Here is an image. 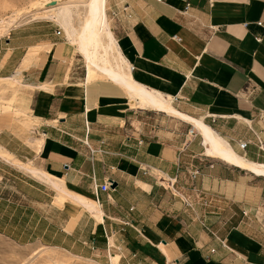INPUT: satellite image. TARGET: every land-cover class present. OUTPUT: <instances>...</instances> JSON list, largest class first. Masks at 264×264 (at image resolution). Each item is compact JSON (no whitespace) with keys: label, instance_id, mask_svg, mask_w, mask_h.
<instances>
[{"label":"crops","instance_id":"0c3cea01","mask_svg":"<svg viewBox=\"0 0 264 264\" xmlns=\"http://www.w3.org/2000/svg\"><path fill=\"white\" fill-rule=\"evenodd\" d=\"M108 10L127 74L264 162V0ZM52 24L0 36V79L18 83L14 108L0 111V232L95 264H264V174L208 155L195 123L116 81L88 82ZM104 180L117 185L96 190Z\"/></svg>","mask_w":264,"mask_h":264},{"label":"bare ground","instance_id":"6f19581e","mask_svg":"<svg viewBox=\"0 0 264 264\" xmlns=\"http://www.w3.org/2000/svg\"><path fill=\"white\" fill-rule=\"evenodd\" d=\"M67 1L65 5L75 0ZM85 2L87 3L88 16L79 31L73 26L71 7L63 4V7L54 9L52 16L57 17L70 41L75 45L78 52L85 57L88 69V81L92 75L95 76L97 74L107 77L110 81H116L118 84L130 89L132 95L135 94L136 97L140 98L141 105L163 111L171 116L176 115L195 123L199 131L203 134L206 153L208 155L220 157L230 162L236 161L253 172L264 174V162L248 160L244 155L234 150L229 141L215 131V129L213 130L201 120L180 112L173 104L171 96L155 90L146 89L131 74H127V59L118 48L117 40L113 34L111 16L108 13L111 0H85ZM7 23L5 20L3 23H0V26L5 27ZM72 197L74 196L72 195ZM74 199L76 204L82 206L84 209H88L99 220L102 219L103 213L99 205H94L77 196ZM39 254V251L32 254L29 257L30 262L35 260ZM54 264L60 263L56 262Z\"/></svg>","mask_w":264,"mask_h":264},{"label":"rangeland","instance_id":"374dc122","mask_svg":"<svg viewBox=\"0 0 264 264\" xmlns=\"http://www.w3.org/2000/svg\"><path fill=\"white\" fill-rule=\"evenodd\" d=\"M64 2V3H63ZM67 0H0V23L7 21V26H0V36L8 33L11 29L15 28L20 24L30 23L36 19H45L50 21L54 29L61 28L62 32L60 35L70 41L69 37L66 35L63 26L58 21L57 17L52 16L54 9H58L65 5ZM62 3V4H61ZM64 4V5H63ZM67 6L71 7L73 15V26L79 31L83 22L87 18V3L85 0H75L71 1ZM65 5V6H66ZM109 15L111 12L108 10ZM5 19V20H4ZM11 22V23H10ZM115 34V32H114ZM72 43V41H70ZM73 44V43H72ZM74 45V44H73ZM75 46V45H74ZM31 47L29 55L37 53L40 49ZM79 54L77 48L75 47V54ZM80 55V54H79ZM82 56V55H81ZM84 62L85 58L82 56ZM28 62V61H26ZM86 66V62H85ZM88 74V69H87ZM96 78L107 77L97 74L92 75L88 82L93 81ZM109 80V79H108ZM18 83L16 79H0V111L2 109H13L15 103L14 95L18 90ZM23 105V104H22ZM24 106V105H23ZM26 107V106H24ZM162 116L164 115L161 113ZM57 203V202H55ZM58 204L66 205L63 202ZM40 249V250H39ZM36 251L40 252L35 260L30 262V256ZM72 255L70 253L60 251L58 249L49 248L41 244L28 245L24 243H17L0 232V264H54L56 262L60 264H95L91 260H86L87 258ZM29 261V263H28Z\"/></svg>","mask_w":264,"mask_h":264},{"label":"built area","instance_id":"2783aa9c","mask_svg":"<svg viewBox=\"0 0 264 264\" xmlns=\"http://www.w3.org/2000/svg\"><path fill=\"white\" fill-rule=\"evenodd\" d=\"M260 22H261V21H260ZM56 32H57V34H60V33L62 32V29L59 27V28L56 29ZM175 36H176V35H175ZM256 37H257L258 39H261L260 36H256ZM177 38L180 39L179 37H177ZM188 132H189V133L191 132V133L195 134V132H194V130H193L192 127L189 128ZM244 145H246V141H242V142H241V146H244ZM197 172H198V168L195 169V170H193V171L191 172V173H192V176L195 177L196 174H197ZM112 183H113V181L104 180V182L100 183L99 186L97 185V187H96L95 189H96V190H97V189L109 190V189L111 188V186H112ZM103 264H107V263H103Z\"/></svg>","mask_w":264,"mask_h":264},{"label":"water","instance_id":"95a60500","mask_svg":"<svg viewBox=\"0 0 264 264\" xmlns=\"http://www.w3.org/2000/svg\"><path fill=\"white\" fill-rule=\"evenodd\" d=\"M116 185H117V182L116 181H113L112 187H115Z\"/></svg>","mask_w":264,"mask_h":264}]
</instances>
